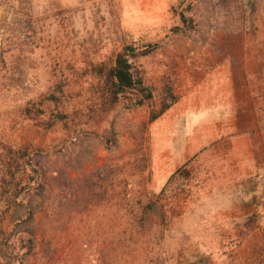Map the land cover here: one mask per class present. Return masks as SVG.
I'll return each instance as SVG.
<instances>
[{"label": "rangeland", "instance_id": "obj_1", "mask_svg": "<svg viewBox=\"0 0 264 264\" xmlns=\"http://www.w3.org/2000/svg\"><path fill=\"white\" fill-rule=\"evenodd\" d=\"M127 45L151 96L102 114L96 67ZM168 81L180 98L150 121ZM56 82L46 128L22 105ZM192 157L164 241L113 244L128 182L158 193ZM0 223L5 264H264V0H0Z\"/></svg>", "mask_w": 264, "mask_h": 264}, {"label": "trees", "instance_id": "obj_2", "mask_svg": "<svg viewBox=\"0 0 264 264\" xmlns=\"http://www.w3.org/2000/svg\"><path fill=\"white\" fill-rule=\"evenodd\" d=\"M30 16L31 14L28 13ZM181 18L186 22L184 12L181 13ZM139 55L137 48L131 45L125 46L114 57L110 65H101L96 67L98 76L100 78V107L102 114H106L110 111L122 98L129 96L130 94L138 93L141 96L149 98L151 92L148 86L144 82L141 75L135 72L133 59ZM179 95L176 93L174 83L171 81L166 82L163 85L161 94V107L158 111H154L151 114L150 121H154L161 114L166 112L170 107L176 104L179 100ZM139 102H143L142 97ZM22 110L26 115L31 116L33 120H40L46 123L44 119L47 114L50 118L54 119V123H46V128H50L56 122H59V82H56L49 86L47 91L40 92L37 96L30 97L22 105ZM62 116L61 118H64ZM67 117V116H66ZM105 143L109 148H117L118 138L114 129H111L109 134L104 136ZM142 157L140 158L141 173H145L150 170L151 157L149 148L142 149ZM194 157L190 158L182 167L176 170L167 180L162 190L158 193L150 192L147 188L138 189L134 191L132 185H127V195L125 201L118 204L121 211L124 212L123 216L113 220V227H116L119 232L118 236L113 239L112 243H124L131 245L136 243L138 239L144 235H150L155 245L161 244L166 238L168 233L169 220L164 204V196L170 186L172 180L180 175L182 172H188V166L191 164ZM34 159V157H32ZM13 164V163H11ZM33 171L40 177V181H43L45 177L44 165L41 159L31 160ZM103 172V173H102ZM99 172L100 180L112 178L115 175L113 169L104 170ZM43 183H40V185ZM41 193L44 194V188L41 189ZM38 192V190H36ZM36 194V193H35ZM17 210V209H16ZM18 211V210H17ZM35 210L30 209L29 218L33 220V213ZM27 232L35 236L34 230H27ZM5 236V229L2 223H0V243L1 239ZM29 238V245L33 247L34 238ZM2 253L0 251V264H5L2 261ZM167 258L151 257L150 261H155V264H166Z\"/></svg>", "mask_w": 264, "mask_h": 264}]
</instances>
